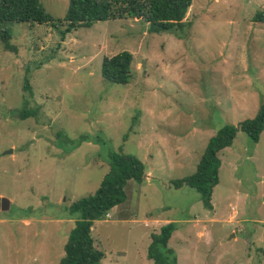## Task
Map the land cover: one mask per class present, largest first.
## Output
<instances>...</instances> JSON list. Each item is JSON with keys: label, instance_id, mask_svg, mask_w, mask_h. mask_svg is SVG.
<instances>
[{"label": "rangeland", "instance_id": "obj_1", "mask_svg": "<svg viewBox=\"0 0 264 264\" xmlns=\"http://www.w3.org/2000/svg\"><path fill=\"white\" fill-rule=\"evenodd\" d=\"M63 20L68 0H41ZM264 0H192L190 26L150 33L137 19L98 21L63 40L49 23H7L0 42V264H58L73 226L66 207L94 193L121 148L144 164L91 235L99 264H155L150 234L172 221L178 264H264V129L219 152L211 207L171 181L195 172L210 137L264 101ZM132 53L131 79L101 75ZM27 76L32 95L22 89ZM36 114L20 118L23 107ZM11 151V152H9Z\"/></svg>", "mask_w": 264, "mask_h": 264}, {"label": "trees", "instance_id": "obj_2", "mask_svg": "<svg viewBox=\"0 0 264 264\" xmlns=\"http://www.w3.org/2000/svg\"><path fill=\"white\" fill-rule=\"evenodd\" d=\"M192 0H68L63 20L53 18L43 7L41 0H0V42L5 50H15L11 33L5 25L14 22L49 23L59 30L63 40L68 32L79 27H89L98 21L132 18L148 25V32H171L176 28L190 26L185 20ZM253 20L264 22V12H256ZM133 55L127 50L105 57L101 65L102 77L111 82L126 84L131 79ZM22 89L32 95V86L27 76ZM36 114L35 109L23 107L19 117L24 119ZM264 129V101L251 118L236 125L226 124L209 138L194 173L172 180L176 187L187 185L196 189L206 207H211L213 187L218 182L219 152L230 146L238 131L258 141ZM109 154V170L94 193L79 197L66 207L68 218L74 223L63 246L64 254L58 264H99L104 253L95 246L91 229L93 222L103 219L107 212L125 199L124 186L129 180L142 182L145 178L143 162L134 154L122 149ZM176 229L174 222L162 225L150 234L147 258L155 264H178L175 251L168 241Z\"/></svg>", "mask_w": 264, "mask_h": 264}, {"label": "water", "instance_id": "obj_3", "mask_svg": "<svg viewBox=\"0 0 264 264\" xmlns=\"http://www.w3.org/2000/svg\"><path fill=\"white\" fill-rule=\"evenodd\" d=\"M11 152V151H9ZM10 201L6 197H0V209L7 210L9 208Z\"/></svg>", "mask_w": 264, "mask_h": 264}]
</instances>
